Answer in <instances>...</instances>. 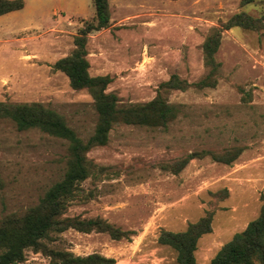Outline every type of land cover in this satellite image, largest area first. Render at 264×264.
I'll use <instances>...</instances> for the list:
<instances>
[{
    "label": "rangeland",
    "instance_id": "1",
    "mask_svg": "<svg viewBox=\"0 0 264 264\" xmlns=\"http://www.w3.org/2000/svg\"><path fill=\"white\" fill-rule=\"evenodd\" d=\"M0 16V102L40 103L60 115L78 137L94 131L97 114L87 90H74L54 63L74 49V37L91 22L93 0H23ZM106 28L88 35L90 76H108L106 92L122 105L144 104L172 75L195 83L207 74L202 45L232 15L253 17L264 6L240 0H108ZM214 87L163 92L179 106L163 128L114 125L108 143L87 158L103 172L82 185L91 196L70 205L67 217L100 218L129 239L68 229L60 247L74 255L100 254L115 264H177L158 243L162 230L184 231L212 215L211 231L197 242V264H210L234 234L257 218L264 203V29L231 28L214 56ZM241 149L231 164L211 153ZM67 143L37 129L19 131L0 119V218L35 205L65 170ZM190 156L178 173L171 164ZM100 173V172H98ZM27 264H48L26 253Z\"/></svg>",
    "mask_w": 264,
    "mask_h": 264
},
{
    "label": "trees",
    "instance_id": "2",
    "mask_svg": "<svg viewBox=\"0 0 264 264\" xmlns=\"http://www.w3.org/2000/svg\"><path fill=\"white\" fill-rule=\"evenodd\" d=\"M264 0H240V6L257 5ZM95 14L91 22H85L74 37L73 51L57 60L53 68L62 72L74 90H87L94 103L97 122L87 139H81L66 125L54 110L40 103L8 104L0 102V119L14 124L17 130L37 129L67 143L65 170L62 178L52 184L38 202L21 213L0 218V264H27L26 253H40L48 264H115V259L100 254L74 255L60 247V235L68 229L89 233H106L113 240L129 239L130 231L116 228L100 218L80 219L65 216L67 208L76 202L86 201L91 193L85 194L81 185L89 178L103 172L87 158L95 147L108 143L114 125H134L165 129L179 116V106L169 104L163 97L168 90H185L214 87L219 73L215 54L220 46L222 33L234 27L258 31L264 29V9L260 16L253 17L245 12L232 15L218 27L212 29L202 45L203 61L207 74L195 83H189L172 75L160 84L156 96L144 104L122 105L115 94L106 92L111 79L108 76L92 77L88 73L86 43L88 35L104 29L109 24L108 0H93ZM23 0H0V16L24 8ZM241 149L226 150L222 154L211 153L212 159L231 164ZM190 156L171 164L175 173L181 171ZM100 172V173H98ZM212 215L209 213L184 231L162 230L158 243L170 247L176 254L177 264H197L195 252L202 235L211 231ZM210 264H264V203L259 215L245 229L234 234L211 259Z\"/></svg>",
    "mask_w": 264,
    "mask_h": 264
}]
</instances>
